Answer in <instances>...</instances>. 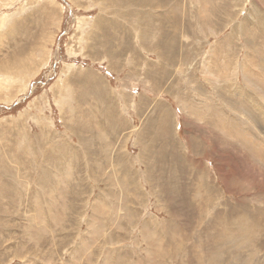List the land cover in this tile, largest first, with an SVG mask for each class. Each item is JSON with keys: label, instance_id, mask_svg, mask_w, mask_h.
<instances>
[{"label": "rangeland", "instance_id": "374dc122", "mask_svg": "<svg viewBox=\"0 0 264 264\" xmlns=\"http://www.w3.org/2000/svg\"><path fill=\"white\" fill-rule=\"evenodd\" d=\"M263 32L264 0H0V264H264Z\"/></svg>", "mask_w": 264, "mask_h": 264}, {"label": "bare ground", "instance_id": "6f19581e", "mask_svg": "<svg viewBox=\"0 0 264 264\" xmlns=\"http://www.w3.org/2000/svg\"><path fill=\"white\" fill-rule=\"evenodd\" d=\"M264 33V32H263ZM38 54V53H37ZM215 68V67H214ZM214 70V69H213ZM220 72V71H219ZM229 75V74H228ZM211 76V75H210ZM216 76V75H215ZM222 76V75H221ZM247 76V75H246ZM207 77V76H206ZM218 78H220V77H218ZM228 78H230V77H228ZM246 80V79H245ZM230 81H231V79H230ZM248 81V80H247ZM246 81V82H247ZM256 81V80H255ZM254 81V82H255ZM216 82V81H215ZM258 82V81H257ZM232 85V84H231ZM250 85V84H249ZM233 88V87H232ZM243 100V99H242ZM263 106V105H262ZM263 108V107H262ZM257 110V109H256ZM221 122V121H220ZM225 123H226V121H224ZM224 123V125H226ZM238 126V125H237ZM214 127V126H213ZM212 127V128H213ZM219 130V129H218ZM215 132V131H214ZM217 134V133H216ZM256 154H259V155H263V153L262 152H260V151H258V150H256ZM249 217H252V218H256V215L255 214H252V215H250ZM220 218V216L219 217H217V219H219ZM247 218H248V216H247ZM258 220H260L261 222H263V220H264V215H262V214H258ZM244 221L245 220H241V221H238L239 223H238V225L240 226V229L239 230H237V232L241 235V236H244L243 238H245V242H244V244H246V243H248L249 241H252L255 237H256V235H258L257 234V232H258V229L260 228V226L259 227H255V226H257V225H254L253 223H251L252 225H251V227L250 228H247L246 226H247V224H244ZM252 221V220H251ZM255 220H253V222H254ZM225 224L226 225H228V226H231V223L230 222H228V221H226L225 222ZM262 229H263V227H262ZM261 230V229H260Z\"/></svg>", "mask_w": 264, "mask_h": 264}]
</instances>
